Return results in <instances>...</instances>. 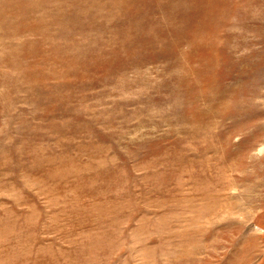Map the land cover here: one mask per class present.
<instances>
[{"label":"rangeland","instance_id":"rangeland-1","mask_svg":"<svg viewBox=\"0 0 264 264\" xmlns=\"http://www.w3.org/2000/svg\"><path fill=\"white\" fill-rule=\"evenodd\" d=\"M0 264H264V0H0Z\"/></svg>","mask_w":264,"mask_h":264}]
</instances>
